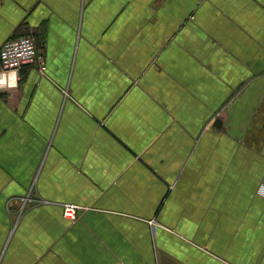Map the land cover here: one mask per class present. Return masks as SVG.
<instances>
[{
    "label": "crops",
    "instance_id": "obj_1",
    "mask_svg": "<svg viewBox=\"0 0 264 264\" xmlns=\"http://www.w3.org/2000/svg\"><path fill=\"white\" fill-rule=\"evenodd\" d=\"M23 36L0 264H264V0H0Z\"/></svg>",
    "mask_w": 264,
    "mask_h": 264
},
{
    "label": "built area",
    "instance_id": "obj_2",
    "mask_svg": "<svg viewBox=\"0 0 264 264\" xmlns=\"http://www.w3.org/2000/svg\"><path fill=\"white\" fill-rule=\"evenodd\" d=\"M35 67L40 73L46 70L43 56L38 52L32 37L9 38L0 47V87L7 85V77H13L24 68ZM79 207L74 204L63 206V216L70 220L77 219Z\"/></svg>",
    "mask_w": 264,
    "mask_h": 264
}]
</instances>
